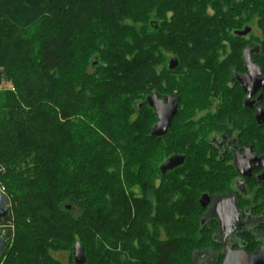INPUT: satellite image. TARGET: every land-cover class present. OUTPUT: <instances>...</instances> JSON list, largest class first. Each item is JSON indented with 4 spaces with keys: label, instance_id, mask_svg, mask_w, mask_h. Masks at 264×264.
I'll list each match as a JSON object with an SVG mask.
<instances>
[{
    "label": "trees",
    "instance_id": "trees-1",
    "mask_svg": "<svg viewBox=\"0 0 264 264\" xmlns=\"http://www.w3.org/2000/svg\"><path fill=\"white\" fill-rule=\"evenodd\" d=\"M4 39L0 68L13 61L16 75L0 93V184L13 223L0 264H76V242L83 264H194L213 249L184 248L189 229L207 227L190 216L197 197L163 184L158 152L144 146L153 138L136 133L148 118L146 75L157 73L147 66L168 50L181 77L210 56L258 47L264 72V0H0ZM12 45L18 56L6 55Z\"/></svg>",
    "mask_w": 264,
    "mask_h": 264
},
{
    "label": "flooded vegetation",
    "instance_id": "flooded-vegetation-1",
    "mask_svg": "<svg viewBox=\"0 0 264 264\" xmlns=\"http://www.w3.org/2000/svg\"><path fill=\"white\" fill-rule=\"evenodd\" d=\"M247 49L249 61L259 67V74L247 70L242 51L240 58L210 56V63L201 65L198 72L204 81L196 87L197 91L206 93L205 97L201 95L206 110L197 118H182L181 94L176 88L181 86V80L180 73L175 71L178 62L174 56L161 55L156 66L159 73L154 79L149 76L146 80L144 104L151 119L147 135L163 144L159 174L164 176L163 181L193 183L202 211L200 222L210 228L214 248L196 253L194 264L212 256L215 259L208 264H214L219 256L222 262L226 250L256 253L264 235V72L255 54L258 47ZM215 59L234 61L220 64L214 63ZM171 60L176 62L172 68L169 67ZM217 68L223 70L215 71ZM168 74L175 75L174 89L166 80ZM250 84L257 87L249 91L246 87ZM195 95L199 100V95ZM174 100L176 113L165 132L153 136L157 116L152 102L163 101L166 107ZM172 158L177 163L161 171ZM183 185L190 189L187 184ZM203 196L204 206L200 202ZM248 237L257 242L255 251L248 250Z\"/></svg>",
    "mask_w": 264,
    "mask_h": 264
},
{
    "label": "rangeland",
    "instance_id": "rangeland-1",
    "mask_svg": "<svg viewBox=\"0 0 264 264\" xmlns=\"http://www.w3.org/2000/svg\"><path fill=\"white\" fill-rule=\"evenodd\" d=\"M255 31V30H254ZM2 41V40H1ZM0 41V45L1 47L4 45V44H7V39H4L2 42ZM9 44V43H8ZM11 44V43H10ZM12 49L9 51L10 54H7L6 55H11V54H14L15 53V56H18L17 54V51H16V48H14V45H12ZM16 52H15V51ZM164 55H173V53H171V51H164ZM149 66L147 67H155L156 68V71L159 73L158 69H157V63L153 62V61H150L148 62ZM191 64H186L185 62L181 64V68H186L187 66H190ZM16 65L13 63V61H9L6 63V65H3L1 66V76H0V93L5 90V89H13V82H14V79H15V75H16V69H15ZM192 67L196 68L195 65H193ZM191 67V68H192ZM199 69H195L193 72L189 71V72H186L185 71L183 72V76L179 75V78L180 80L182 79V82H183V85H187L189 86L191 89L190 91L184 89V88H181L180 85H178L176 88L178 89L179 93L182 95V98H181V105H182V113H183V116L182 118L185 120V119H192V118H197L199 115H200V112L204 113V111L206 110V107H205V100H203V96H201L202 94L204 95L205 97V94L206 93H203L202 90L200 91H197V87L196 85L204 80L201 79V76L199 75V72H198ZM149 71V70H148ZM183 71V70H182ZM177 73H180L179 71ZM185 73V74H184ZM188 73V74H187ZM181 74V73H180ZM151 77V79H154L155 77H153L150 74H147L146 77ZM174 78H175V75L172 74V75H167L166 76V80L168 82V84L170 83V86H171V89H174ZM205 81L209 82V79ZM181 82V83H182ZM202 91V93H201ZM201 93V94H200ZM195 94L199 95L200 99L198 100V96H196ZM203 104V106H201ZM201 106V107H199ZM198 109V111H196ZM186 110V111H185ZM147 121L144 122L143 124V127L141 128V131H139L137 129L136 133H143L145 134L146 132H148V122H151L150 118H146ZM262 135H264V132L262 133ZM146 140L144 139V146H147V153H152V151H156L158 152V155H156L155 158H152L154 160V164H157L158 162L160 163L162 160H163V157H164V152H163V144L161 142H157V141H154V140H150L148 142H146ZM166 144H168L166 142ZM140 148V147H139ZM152 160V161H153ZM158 163V164H159ZM154 180L157 182L159 179L158 178H154ZM163 184L165 186H167V188L170 190L171 189V192H174V194H176L177 192H186V190H190L192 191V195L195 196V198L198 196V193L196 190L193 189V183H190L189 181H184V182H178V184L176 183V181H174V179H166L163 181ZM176 185V187H174V185ZM183 184H187L190 189H185V188H188V187H183L184 185ZM2 185L0 184V187ZM192 186V187H191ZM3 187V186H2ZM136 190V188H135ZM137 191V190H136ZM196 208V207H195ZM193 209L190 216L191 217H194L196 219H198L200 216H201V209ZM10 225L12 226L13 223H10ZM13 227V226H12ZM188 233H193V235L191 234L192 237L194 238H189L188 240V244L186 245H183L184 248L186 247H191L192 249L193 248H198V249H201V248H204V247H207V246H212V248H214V246L211 244L210 240H209V236H210V228L209 227H206L204 231L200 232V233H197L194 229V231L191 229H189L187 231ZM8 240V243H11L12 242V236L10 237L9 235V239ZM65 255L64 253H60L58 254V257L60 258H63ZM215 259V256H212L210 257L208 260H204V262L200 263V264H208L209 262H213Z\"/></svg>",
    "mask_w": 264,
    "mask_h": 264
},
{
    "label": "water",
    "instance_id": "water-1",
    "mask_svg": "<svg viewBox=\"0 0 264 264\" xmlns=\"http://www.w3.org/2000/svg\"><path fill=\"white\" fill-rule=\"evenodd\" d=\"M250 30H251L250 27H245L243 30L235 31V34L239 36H245L250 32ZM249 54H250L249 49L246 48L242 50V56L246 64V68L247 70L252 71V73L259 74L260 69L259 67L252 65L250 63ZM95 63H96V58L92 60V64ZM175 64L176 62L174 60H171L169 62V67L172 68L174 67ZM262 82L264 83V78L262 79ZM248 86L246 88L249 91H252L251 89L257 87L256 85L253 86V84H250ZM151 97L154 98V96ZM174 101H175L174 103H170L166 107L163 106L162 104L163 101L152 102L151 105H153L157 116L156 128L152 131L153 136L154 135L160 136L165 132L169 122L171 121V118L176 113V100ZM176 163L177 162H175L174 158L170 159L162 167V171H165L166 168L173 167ZM204 198L205 197L203 196L200 201L202 206L206 204V201L203 200ZM9 212H10L9 200L6 197V195L0 192V223L8 218ZM6 245H7L6 238L0 235V257L3 254ZM73 259L76 264H83L85 261L83 247L78 242H76L73 246ZM221 264H264V235L261 238L260 248L256 253L248 254L245 251L226 250L224 259L221 262Z\"/></svg>",
    "mask_w": 264,
    "mask_h": 264
},
{
    "label": "built area",
    "instance_id": "built-area-1",
    "mask_svg": "<svg viewBox=\"0 0 264 264\" xmlns=\"http://www.w3.org/2000/svg\"><path fill=\"white\" fill-rule=\"evenodd\" d=\"M4 188L1 186L0 187V192L3 193ZM4 194V193H3ZM10 225L9 221H3L0 223V235L5 237L6 234V227H8ZM6 238V237H5Z\"/></svg>",
    "mask_w": 264,
    "mask_h": 264
},
{
    "label": "bare ground",
    "instance_id": "bare-ground-1",
    "mask_svg": "<svg viewBox=\"0 0 264 264\" xmlns=\"http://www.w3.org/2000/svg\"><path fill=\"white\" fill-rule=\"evenodd\" d=\"M161 170V169H160ZM167 170V169H166ZM162 171V170H161ZM164 173V172H163Z\"/></svg>",
    "mask_w": 264,
    "mask_h": 264
}]
</instances>
